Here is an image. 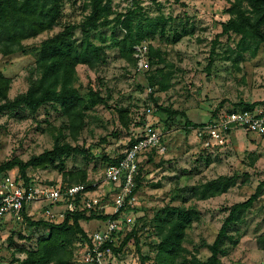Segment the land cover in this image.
<instances>
[{
  "label": "rangeland",
  "instance_id": "obj_1",
  "mask_svg": "<svg viewBox=\"0 0 264 264\" xmlns=\"http://www.w3.org/2000/svg\"><path fill=\"white\" fill-rule=\"evenodd\" d=\"M111 6L113 12L109 18L133 8L142 17L167 18L163 36L157 33L142 41L148 48L145 65L138 66L134 49V61H131L110 46L111 31L121 38L125 33L123 28L113 29L112 25L102 28L106 62L94 68L83 64L76 67L75 86L86 99L82 109L66 116L50 106L36 113L20 108L1 114L0 165L13 157L26 161L51 149L59 137L84 149L83 154L66 155L65 170H84L86 180L81 183L95 185L90 196L100 200L101 214H110L117 187L104 179L106 158L123 155L145 131L157 130L165 150L153 149L140 155L141 182L125 200L118 216V245L133 229L138 246L130 240L119 250L118 258L124 264H156L154 244L159 240L153 217L166 207L183 205L198 211L186 230L183 244L205 260L210 255L206 244L213 242L229 207L246 200L264 180V135L239 128L223 144L204 146L196 137L195 128L185 126V122L205 123L222 111L241 108V102L264 101V42L240 52L236 46L238 35L217 36L221 23L230 17L227 8L231 0H112ZM88 12L87 0H65L58 24L23 40L22 51L7 56L0 53V70L12 79L9 98L27 89L29 68L35 64L41 41L68 23L81 22ZM184 28L189 33L171 43L175 29ZM75 34H79L78 29ZM149 46L160 53L157 63L149 62ZM156 69L164 76L165 90L149 84L148 76L159 75ZM89 88L98 90L106 104L93 105L87 98ZM119 107L126 109L124 122L119 117ZM163 108L178 114L169 117ZM255 108L264 110V103ZM9 171L19 174L16 167L6 172ZM6 172L0 173V177ZM62 173L52 167L27 169V177L40 184H63ZM219 176L236 177V184L207 199L188 198L193 185ZM45 208L58 210L49 200H43L32 205L27 213L32 220L52 221L44 216ZM80 224L87 235L105 227V221L99 219L80 221ZM230 233L238 242L225 245L221 264H264V249L257 242L259 236H264V188L232 225ZM46 234L44 227L29 228L24 220L18 222L6 217L0 225V264L23 258L25 253L19 249L32 248ZM82 246L79 241L72 245V264H86L81 257Z\"/></svg>",
  "mask_w": 264,
  "mask_h": 264
},
{
  "label": "trees",
  "instance_id": "obj_2",
  "mask_svg": "<svg viewBox=\"0 0 264 264\" xmlns=\"http://www.w3.org/2000/svg\"><path fill=\"white\" fill-rule=\"evenodd\" d=\"M111 1L87 0L89 12L81 22L68 23L63 29L41 41L35 64L29 68L28 86L24 92L9 98L8 93L12 79L0 70V116L6 111L20 108L36 113L40 108L47 106L52 107L63 116L80 111L86 103V99L79 94L75 86L76 67L83 64L94 68L106 62L107 52L104 39L101 36L104 33L102 28L109 25H112L113 29L118 26L123 28L125 33L121 38H117L115 31H111L110 46L116 47L120 56L131 61H134V45L141 43L144 39L153 38L157 33H160L161 36L164 35L165 25L168 21L164 16L142 17L139 11L133 8L109 18L113 12ZM64 3L65 0H0L1 55L7 56L22 51L24 49L23 40L35 37L58 24L62 17ZM227 13L230 14V17L221 23L218 37L228 36L230 33L238 35L240 38L236 46L240 52L248 50L252 44L257 45L264 42V0H231V6L227 8ZM77 29L79 30L78 35L75 34ZM188 33L186 28L175 29L170 42H178ZM148 54L150 63L158 62L159 51L153 50L152 46H149ZM155 72L159 75L148 76L150 86L154 88L157 85L158 90H165L164 76L160 70L156 69ZM87 93V98L93 105L106 104V99L100 96L98 90L89 88ZM263 103L264 101L241 102L240 106L242 109L251 110ZM117 110L121 121L124 122L126 109L119 107ZM163 111L169 117L178 114L177 111H171L168 108H163ZM202 124L204 123L195 124L188 120L185 122V126L192 128ZM84 152L83 148L72 146L56 137L51 149L32 155L26 161L19 157L6 160L0 165V173L16 167L25 181H29L28 168L52 167L63 172V184L81 183L86 180V172L84 170L66 171L65 157ZM122 156L106 158V160L108 164H114ZM140 170L139 166L131 194L135 192L141 182ZM235 184L236 177L219 176L193 185L188 198L207 199L226 192ZM87 188L93 189V186L88 184ZM263 188L264 180L256 186L255 192L246 200L234 203L229 207L228 214L222 221L213 242L206 244L210 255L205 260H201L183 244L187 228L191 226L194 216H198L197 209L179 205L166 207L157 212L153 217L155 234L159 240L154 244L156 264H221L220 258L226 252L225 245H235L238 242L230 233V228L240 219L241 214L257 200ZM188 198L186 197L184 200ZM122 210L123 208H120L116 213L110 214H101L93 210L89 211V214H87V210H67L61 222L32 220L23 210L24 222L27 227H44L47 229V234L38 238L32 248L19 249L20 252L25 253V256L13 258L8 264H72L74 242L79 241L82 245L89 243V237L80 221L116 219ZM130 240H134L135 246H138L136 232L133 229L124 235L118 247H113V250H122ZM257 242L264 249V236H259ZM144 261L143 257L142 262Z\"/></svg>",
  "mask_w": 264,
  "mask_h": 264
},
{
  "label": "built area",
  "instance_id": "obj_3",
  "mask_svg": "<svg viewBox=\"0 0 264 264\" xmlns=\"http://www.w3.org/2000/svg\"><path fill=\"white\" fill-rule=\"evenodd\" d=\"M133 49L137 64L141 68L146 63L147 45L141 42L134 45ZM239 128L264 135V110L257 108L225 110L196 127L194 132L204 146H213L223 144V140ZM160 138L157 130L148 129L136 138L118 162L108 164L104 168V179L117 187L113 197L112 213L122 208L125 200L132 196L130 194L135 186L134 179L138 173L140 155L153 149L160 152L165 150ZM91 190L85 183L40 184L32 179L25 181L14 171L6 172L0 177V225L6 217L18 222L23 221V210L27 213L32 205L43 200H49L58 207L57 211L43 209L44 216L54 222L62 220L67 210L100 212L103 207L97 197L90 196ZM119 225L118 218L108 219L103 229H97L88 235L89 243L81 248V257L86 264H124L123 260L118 258L120 252L113 250V247H118Z\"/></svg>",
  "mask_w": 264,
  "mask_h": 264
}]
</instances>
